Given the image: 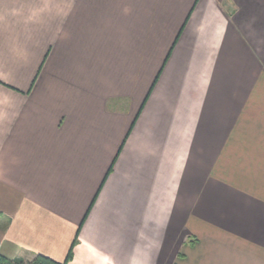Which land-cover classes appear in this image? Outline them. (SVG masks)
Listing matches in <instances>:
<instances>
[{
    "label": "crops",
    "instance_id": "1",
    "mask_svg": "<svg viewBox=\"0 0 264 264\" xmlns=\"http://www.w3.org/2000/svg\"><path fill=\"white\" fill-rule=\"evenodd\" d=\"M87 213L69 264H264V0H0V253Z\"/></svg>",
    "mask_w": 264,
    "mask_h": 264
},
{
    "label": "trees",
    "instance_id": "2",
    "mask_svg": "<svg viewBox=\"0 0 264 264\" xmlns=\"http://www.w3.org/2000/svg\"><path fill=\"white\" fill-rule=\"evenodd\" d=\"M158 77H159V76H158ZM158 77H157V79L155 80L154 85L156 84V82H157V80H158ZM154 85H153V87H154ZM153 87H152V89H153ZM152 89H151V90H152ZM149 95H150V94H149ZM149 95L147 96V98H146V100H145V102H144V104H143V106H142L140 112L142 111L143 107L145 106V104H146V102H147V100H148V98H149ZM123 146H124V144L122 145L121 150H122ZM116 160H117V157H116L114 163L112 164V166H111L109 172L107 173V175H106V177H105V179H104V182L106 181V179H107V177L110 175V173L113 171ZM103 184H104V183H103ZM95 199H96V198H95ZM94 202H95V200L93 201V203H92V205H91V207H90V209H89V212H90V210L92 209V207H93V205H94ZM87 216H88V213H87L86 217L84 218V220H83L81 226L79 227V229H78V231H77L76 239H75V241H74V243H73V245H72V248H71V250H70V252H69V255H68L67 259H66L64 262H58V261H55L54 259H52V258H50V257H48V256H45V255H41V254H40V255H36V256H34L31 260H25V259L20 258V257L9 258V257L3 255L2 253H0V264H69V262H70V260H71V258H72V256H73V248H74V245H75V243L77 242V239H78V236H79L80 230H81V228H82L84 222L86 221Z\"/></svg>",
    "mask_w": 264,
    "mask_h": 264
},
{
    "label": "rangeland",
    "instance_id": "3",
    "mask_svg": "<svg viewBox=\"0 0 264 264\" xmlns=\"http://www.w3.org/2000/svg\"><path fill=\"white\" fill-rule=\"evenodd\" d=\"M35 82H36V78L34 79V81L32 83V86H34ZM30 90H29V92H30ZM126 104L127 103L124 102V100L117 98V99H111V100H109L108 106H109L110 109H113L114 110V109H117V108H121L122 109L123 106L124 107H127Z\"/></svg>",
    "mask_w": 264,
    "mask_h": 264
}]
</instances>
